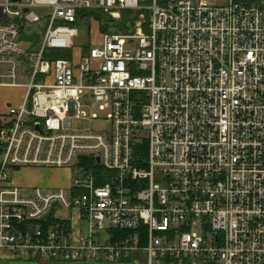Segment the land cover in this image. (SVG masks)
<instances>
[{"label":"built area","instance_id":"obj_1","mask_svg":"<svg viewBox=\"0 0 264 264\" xmlns=\"http://www.w3.org/2000/svg\"><path fill=\"white\" fill-rule=\"evenodd\" d=\"M0 89V260L264 264V0H0Z\"/></svg>","mask_w":264,"mask_h":264},{"label":"rangeland","instance_id":"obj_2","mask_svg":"<svg viewBox=\"0 0 264 264\" xmlns=\"http://www.w3.org/2000/svg\"><path fill=\"white\" fill-rule=\"evenodd\" d=\"M215 2L220 3V4H225L228 3L229 0H215ZM129 13V12H126ZM126 13L122 14L120 18H112L109 14L103 13V12H96L95 13V17H92L90 19V23L88 25V28H90L92 26V37L94 39H98L100 40L99 36L100 34H102V32H100V34L95 36V31L97 30V21L101 22V27H105L108 30H113L116 32H127L129 29L127 27V21L129 19L132 18L133 14H128L126 15ZM96 18L97 21H95L94 23V19ZM113 23V24H111ZM110 28V29H109ZM38 30V25H28L25 28V33L26 34H31L34 33ZM96 39V40H97ZM84 41V37L83 38H79L78 42H76L78 45H81ZM19 47L22 51H37L39 49V46H35L32 45V43L30 41L27 40H23L19 43ZM23 58V57H22ZM18 92H20V90H9V91H5L0 89V98L3 101L5 98H7L9 95H15L18 94ZM23 92V91H22ZM14 97V96H13ZM16 102V100H15ZM3 102H0V108L2 107ZM82 111L84 112L83 118L80 120H74L72 127L77 129V130H81L84 132H87L91 129L98 131V130H104L108 128V125L110 124V122L108 121V119L106 117H108L109 112L108 111H103L100 109L99 104L95 103L94 98L92 97L90 92H86L84 95H82ZM93 115H98L99 118L94 119L92 118ZM20 170H17L14 173V177L17 179L19 177H24V172L26 171H35L38 172L40 171V168H25L22 171H20V173H18ZM49 173V177L50 180L52 181L49 184H53L55 179L56 180H61L64 178H67L66 173H60L56 170H47ZM8 173L13 176V170L11 168L8 169ZM48 188H44L43 192H47ZM141 261L140 260H127L123 263H116V264H140ZM0 264H52L48 261L47 258H44L43 261H41L38 258L35 257H17L16 259H7L4 258L2 260H0ZM55 264H95V263H91V262H87L84 260H70V261H65V262H57Z\"/></svg>","mask_w":264,"mask_h":264},{"label":"crops","instance_id":"obj_3","mask_svg":"<svg viewBox=\"0 0 264 264\" xmlns=\"http://www.w3.org/2000/svg\"><path fill=\"white\" fill-rule=\"evenodd\" d=\"M100 29H101V27H99V25L97 24V30L95 31V33H96L95 36L100 34L99 33V32H101ZM100 40H101V37H100ZM100 40L97 39L96 41L99 42ZM23 71L25 72L24 68H23ZM62 173H66V172H62ZM66 175H67V173H66ZM18 182H20V184H24V185L30 184V185H37V186L48 188V187H51V186H54V185L66 184L68 182V179L67 178H64V179H61V180H56L55 179L53 184H49L52 181L50 180L48 171L45 170V169H40V171H38V172H35V171H26V172H24V177H19L18 178Z\"/></svg>","mask_w":264,"mask_h":264},{"label":"water","instance_id":"obj_4","mask_svg":"<svg viewBox=\"0 0 264 264\" xmlns=\"http://www.w3.org/2000/svg\"><path fill=\"white\" fill-rule=\"evenodd\" d=\"M21 40H32L33 43H36L37 42V37H36L35 34L26 35L25 33L22 32ZM23 68L25 69V66Z\"/></svg>","mask_w":264,"mask_h":264},{"label":"trees","instance_id":"obj_5","mask_svg":"<svg viewBox=\"0 0 264 264\" xmlns=\"http://www.w3.org/2000/svg\"><path fill=\"white\" fill-rule=\"evenodd\" d=\"M236 1H242V2H255V1H259V0H236ZM129 13H126V15H128ZM101 32H106L108 31L107 28L105 27H101ZM57 56H62V55H57ZM66 57H69L70 56V53H68L67 55H65Z\"/></svg>","mask_w":264,"mask_h":264}]
</instances>
